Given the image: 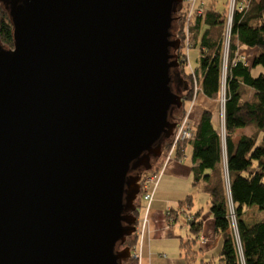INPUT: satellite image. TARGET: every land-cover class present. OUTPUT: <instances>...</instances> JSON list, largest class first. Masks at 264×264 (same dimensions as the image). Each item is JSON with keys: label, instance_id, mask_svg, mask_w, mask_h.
<instances>
[{"label": "water", "instance_id": "obj_1", "mask_svg": "<svg viewBox=\"0 0 264 264\" xmlns=\"http://www.w3.org/2000/svg\"><path fill=\"white\" fill-rule=\"evenodd\" d=\"M184 0H0V264H125L171 139ZM177 82L182 78L176 72ZM230 195V190H228Z\"/></svg>", "mask_w": 264, "mask_h": 264}, {"label": "trees", "instance_id": "obj_2", "mask_svg": "<svg viewBox=\"0 0 264 264\" xmlns=\"http://www.w3.org/2000/svg\"><path fill=\"white\" fill-rule=\"evenodd\" d=\"M217 0L202 3L203 15L195 14L188 18L184 3L177 7V21L174 23V34L181 41L178 51L181 66L173 74L174 92L183 97L181 108H175L171 120L178 121L186 115L194 98L192 74L188 71V59L184 53L187 48H199L201 51L199 67L194 72L200 79L201 95L208 100L216 101L220 95L225 53L226 8L222 11L216 6ZM227 1H223V6ZM245 5L244 9H240ZM188 28V29H187ZM13 23L9 11L0 6V42L6 48H12ZM189 33L188 46L186 33ZM188 49V50H189ZM248 50V51H242ZM250 59L241 57L242 52H251ZM184 56L183 58L180 56ZM228 65L225 85L224 118L225 141L221 136L216 111L206 109L200 120L195 123L194 137L190 141H180L174 147L172 159L183 160L187 147H191L192 173L194 186L200 184L210 198V216L214 221L215 240L213 253L204 256V249L198 247V237L203 232V220L200 212L190 213L194 206L193 196H187L176 206L167 211L170 219H185L192 239L181 243L183 255L189 263L197 261L198 254L204 259L201 264H264V0H235L228 45ZM176 72L182 78L178 85ZM177 114L174 116V114ZM181 113V115H180ZM250 128L251 134L241 133L234 139L238 130ZM163 153L153 158L152 169L141 170V191L136 200L138 217L145 193L143 183L148 177H154L149 183L148 191L154 194L164 174L166 158L173 147V137L161 142ZM226 152L227 172L230 195L228 196L221 171L223 152ZM160 178V179H159ZM159 179V180H158ZM157 184V185H156ZM229 200L234 205L236 230L232 229L229 215ZM153 201V200H152ZM144 202V201H143ZM255 208L260 213L256 222H248L246 209ZM190 217V219H189ZM238 234V237H237ZM239 240V243L237 242ZM141 238L135 233L127 237L121 248L129 247L136 253L141 246ZM238 245L241 248L239 252ZM217 246V247H216ZM209 253V252H208ZM207 254V253H205ZM209 256V257H208ZM127 264H139V259L131 258Z\"/></svg>", "mask_w": 264, "mask_h": 264}, {"label": "crops", "instance_id": "obj_3", "mask_svg": "<svg viewBox=\"0 0 264 264\" xmlns=\"http://www.w3.org/2000/svg\"><path fill=\"white\" fill-rule=\"evenodd\" d=\"M200 1L205 3L204 0ZM251 52L256 53L255 50H251ZM207 100L208 99L206 97L202 96V99L199 100L198 103L196 102L192 110L191 116L193 114L195 119H197V122L200 120L203 111L209 109L212 105V103L208 102L210 100ZM240 135L237 133L234 139L237 141ZM191 151L192 150L190 147V156L192 153ZM187 158L188 157L186 156L181 161L174 160L173 158V161H168L164 168L163 176H165V178H161L154 194V199L151 203L149 211V225L147 227L145 237L141 241V247L139 248L141 250L139 264H201L200 261L204 259L200 254H198L197 261L194 263H189L185 259L183 255L184 250L181 248V243L192 239L191 232L189 231V227L186 225L185 219H179L176 222L170 219L167 214L168 210L185 199L187 194L190 192V185L184 182L192 179V160L190 165H188L185 162ZM168 179L170 181H168ZM172 191H176V193H173ZM141 202L142 206L145 207L146 203L143 201ZM140 214H142V212ZM206 216L208 220L212 218L210 215ZM200 218L203 220V222H205V217L201 216ZM204 228L197 241L199 244H203V255L206 256L209 254L207 252L208 249L214 246L213 242L215 240V232L213 234L214 237L212 235L213 239L209 240L207 238V233L211 234L210 230H206ZM183 229L186 231L183 232Z\"/></svg>", "mask_w": 264, "mask_h": 264}, {"label": "rangeland", "instance_id": "obj_4", "mask_svg": "<svg viewBox=\"0 0 264 264\" xmlns=\"http://www.w3.org/2000/svg\"><path fill=\"white\" fill-rule=\"evenodd\" d=\"M206 3H209V0H204ZM223 1H227L225 3V6H223ZM1 6V5H0ZM216 6L222 11L224 8H226V23L228 22V17L233 9V6H232V3H231V0H217L216 1ZM225 34V41L227 40V43H226V46L228 45V37L226 36V31L224 32ZM184 53L187 55L188 53V71L191 73V72H194V70L199 67V59H200V55H201V51L200 49L197 47V48H190L188 50V48L186 47V49H184ZM251 54L252 52H242V57H247V59H250L251 57ZM227 65H228V57H227V52H226V57H225V63L223 64V72H222V82H221V91H220V95L218 97V99L216 101H208L210 103H212V105L210 106L209 110H215L216 111V114H215V119L216 121H218L217 117H218V114L220 116V119H219V124H220V129H221V136H222V139H223V142L225 141V124L222 123V119L224 118V112H222L224 110V105H225V85H226V72H227ZM192 69V70H191ZM192 74V73H191ZM192 88H193V94H195L196 90H198V95H197V103L199 102V100L202 99V96L201 95V92H200V79H199V76L195 74V72L192 74ZM181 115V113H180ZM192 118L193 122L196 123L197 122V119H195L194 115L192 114V116L190 117ZM254 130L250 129V128H247V129H244L242 131H238V135H240L241 133H248V134H251ZM189 148L190 147H187V150H186V153H185V156H187L188 158L186 159V163L188 165H190L191 163V156L189 154ZM173 161V160H172ZM221 171L223 173V180H224V184H225V188H226V192L228 194V187H229V180H228V174H227V169H226V152H225V149H224V152H223V160L221 162ZM192 179L189 180V181H184L186 183H188L190 185L189 187V194H187V196H193V203H194V206L192 207V209L190 210V213H192L193 215L196 214V213H199L200 212V215L202 217H205V222L203 223L204 224V229H208L210 230V233H207V238L209 240H212V235L214 234V221H213V218H211L210 220H208L207 216L206 215H210V206H211V203H210V198H209V195L206 194L200 184L197 185V186H194V181H193V173L191 175ZM162 178H165V176H163ZM168 181H170L168 179ZM173 193H176V191H172ZM186 196V197H187ZM229 196V194H228ZM176 206V205H174ZM141 208H139V213H138V222L137 224L141 223L142 220L145 219V217H147V222H146V227H148L149 225V214L150 212L147 213V216L144 214H140L141 213ZM228 209H229V215H230V220H231V224H232V229H234V223H236V214H235V209H234V205L232 204V202L229 200V204H228ZM150 211V210H149ZM262 213L264 214V212L262 211ZM246 215H247V218H248V222L251 223V222H256L259 220V218L261 217L260 216V213L258 210H256L255 208H249V209H246ZM147 231V229H146ZM183 232H185L186 230L183 229L182 230ZM188 232V231H187ZM146 234V233H145ZM145 237V236H144ZM214 237V235H213ZM215 243V242H214ZM198 247H202L203 244L202 243H198L197 244ZM217 247V246H216ZM120 249H123V248H120ZM238 249H239V252L241 251V248L240 246L238 245ZM219 250L216 249L214 250L212 248L211 249H208L207 252H209V254L211 255L213 253V256H216L217 254V251ZM133 255V254H132ZM209 257V256H208ZM127 264V263H125Z\"/></svg>", "mask_w": 264, "mask_h": 264}, {"label": "built area", "instance_id": "obj_5", "mask_svg": "<svg viewBox=\"0 0 264 264\" xmlns=\"http://www.w3.org/2000/svg\"><path fill=\"white\" fill-rule=\"evenodd\" d=\"M183 3L186 5L187 7V11H188V18L191 19L193 15L198 14V15H203L205 13V7L204 4L200 1V0H184ZM233 9L228 17V22L226 24V36L228 37V45H229V40H230V28H231V22H232V15H233V10L235 7V0H231ZM246 6L245 5H241L240 9H244ZM188 29V28H187ZM186 39H187V43L186 45L188 46V38H189V33L187 31L186 33ZM227 40L225 41V53H224V63H225V57H226V52L228 55V45L226 46ZM189 49V48H188ZM182 58L184 56L180 55ZM184 59V58H183ZM187 59H188V53H187ZM189 61V59H188ZM192 70V69H191ZM192 74L194 72H191ZM197 95H198V90H196L194 98L192 99L190 105H189V109L188 112L186 113V115H183L180 119V121L178 122L177 128L174 131V135H173V147L172 149L169 151L168 156L166 158V163L170 160H172V154H173V150L175 145L180 142V141H190L193 139L194 137V127H195V123L193 122L191 117V113L192 110L197 102ZM154 177H148L147 180L145 181V183H143V188H144V195H143V201L146 203V206L141 208V212L142 214H144V216H147V213L150 210V206L153 200V192H149L148 191V185L149 183L154 181ZM160 179V178H159ZM158 179V180H159ZM157 185V184H156ZM229 190V187H228ZM190 219V217H189ZM146 222H147V217H145L144 220H142L141 223L137 224V234L140 236L141 240L144 239L145 233H146ZM237 223H234V229L237 231L236 229ZM238 237V234H237ZM237 242L239 243V240L237 239ZM141 247V246H140ZM139 247V248H140ZM137 249L136 253H134V257L133 258H137L140 260L141 258V250Z\"/></svg>", "mask_w": 264, "mask_h": 264}, {"label": "flooded vegetation", "instance_id": "obj_6", "mask_svg": "<svg viewBox=\"0 0 264 264\" xmlns=\"http://www.w3.org/2000/svg\"><path fill=\"white\" fill-rule=\"evenodd\" d=\"M176 35H177V34H175L174 36L176 37ZM177 84H178V85H181V83H179V82H178ZM176 115H177V114L175 113L174 116H176ZM180 119H181V118H179L178 121H175V120H172V121L175 122V123L178 125V122L180 121ZM177 125H176V128H177ZM176 128H175V129H176ZM175 129H174V131H175ZM172 137H173V136H172ZM172 137H171V138H172ZM132 258H133V257H132Z\"/></svg>", "mask_w": 264, "mask_h": 264}, {"label": "clouds", "instance_id": "obj_7", "mask_svg": "<svg viewBox=\"0 0 264 264\" xmlns=\"http://www.w3.org/2000/svg\"><path fill=\"white\" fill-rule=\"evenodd\" d=\"M226 169H227V158H226ZM227 174H228V172H227ZM137 233V232H136ZM132 254H133V252H132ZM134 255V254H133Z\"/></svg>", "mask_w": 264, "mask_h": 264}]
</instances>
